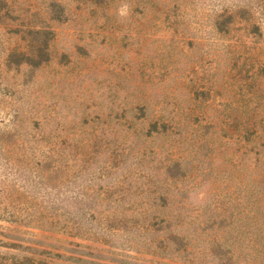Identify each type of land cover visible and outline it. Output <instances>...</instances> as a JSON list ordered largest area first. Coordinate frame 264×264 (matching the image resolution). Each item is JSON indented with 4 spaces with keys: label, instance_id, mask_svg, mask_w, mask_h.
<instances>
[{
    "label": "rangeland",
    "instance_id": "rangeland-1",
    "mask_svg": "<svg viewBox=\"0 0 264 264\" xmlns=\"http://www.w3.org/2000/svg\"><path fill=\"white\" fill-rule=\"evenodd\" d=\"M3 212L0 264L264 261V0H0Z\"/></svg>",
    "mask_w": 264,
    "mask_h": 264
},
{
    "label": "trees",
    "instance_id": "trees-1",
    "mask_svg": "<svg viewBox=\"0 0 264 264\" xmlns=\"http://www.w3.org/2000/svg\"><path fill=\"white\" fill-rule=\"evenodd\" d=\"M3 213L4 214H0V219H5V218L6 219H12L11 221L17 222L18 221L17 219H20V217H21L19 215L15 216L12 214H6L5 212H3ZM34 215H36V214L31 213L30 217H33L35 219L34 220L35 222L44 221V223H48L51 226L57 225L56 216H53L51 214L48 215V213H46V214L41 213V214H38V216H34ZM19 221L22 222L23 219L19 220ZM257 250H258V248H257ZM258 252H262V250L260 249V250H258ZM260 264H264V261L260 260Z\"/></svg>",
    "mask_w": 264,
    "mask_h": 264
},
{
    "label": "clouds",
    "instance_id": "clouds-1",
    "mask_svg": "<svg viewBox=\"0 0 264 264\" xmlns=\"http://www.w3.org/2000/svg\"><path fill=\"white\" fill-rule=\"evenodd\" d=\"M126 12H127V8L126 7H123V8L120 9V14L121 15H125Z\"/></svg>",
    "mask_w": 264,
    "mask_h": 264
}]
</instances>
